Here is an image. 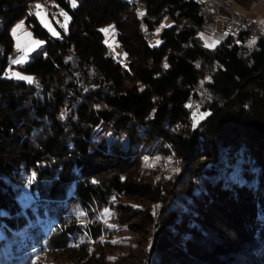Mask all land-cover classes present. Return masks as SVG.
Wrapping results in <instances>:
<instances>
[{
  "label": "trees",
  "instance_id": "16d2710c",
  "mask_svg": "<svg viewBox=\"0 0 264 264\" xmlns=\"http://www.w3.org/2000/svg\"><path fill=\"white\" fill-rule=\"evenodd\" d=\"M35 1L0 0V264H36L44 246L108 264L67 253L104 233L98 201L149 236L134 264H264V41L207 47L212 12L190 0H51L67 33L27 17L45 49L14 68L9 28ZM111 23L121 61L99 30Z\"/></svg>",
  "mask_w": 264,
  "mask_h": 264
},
{
  "label": "rangeland",
  "instance_id": "374dc122",
  "mask_svg": "<svg viewBox=\"0 0 264 264\" xmlns=\"http://www.w3.org/2000/svg\"><path fill=\"white\" fill-rule=\"evenodd\" d=\"M69 3L71 8L76 6V0L75 6H73V0H69ZM27 17H34L51 39L61 38L68 31L69 17L64 9L51 0H36L33 2L28 6L26 15L17 20L9 28V33L12 37V46L14 48L13 51L21 49V51L19 50L21 53H19L17 58L10 62V66L14 68L18 65H24L30 62L35 53L45 49L46 39L40 38L34 33L35 24L33 22L27 24L25 22ZM173 25L174 22L168 15L163 16L155 28L150 31L152 38H150L149 44L151 46H158L161 43L160 34L162 30ZM99 30L103 35V43L107 50L121 61V58H123V51L118 42L117 30L114 24L104 25L100 27ZM216 46L208 47L214 48ZM11 57L12 54L8 56L9 61ZM8 72L11 73L9 76H15V72L12 69H8ZM166 169V172H169L168 168ZM22 190L23 188H21L20 191L21 198L25 196ZM26 203L30 204L32 202L30 199L26 198ZM94 206L98 219L104 226V233L99 237L97 244L92 241H86L87 239L82 236H78L76 242L73 240L70 244V249L74 251H69L67 253L70 254V252H72V256L74 257L77 253H80L79 250H85L92 258L103 256L102 258H104L108 264H120L124 262L131 264L136 257L141 255L143 258L149 236L147 237L146 233H136L132 231V229H129L126 224H123V221H126V223L130 225L129 219L121 220V215L119 211H117L115 205H109L106 201H98L94 203ZM85 223V221L80 220L77 225L81 227L82 224ZM45 228L47 227H44V229ZM43 250H46L45 246L36 251L40 254L35 261L36 264H73L66 259L68 257L66 254L43 253ZM138 264H141V261Z\"/></svg>",
  "mask_w": 264,
  "mask_h": 264
},
{
  "label": "built area",
  "instance_id": "2783aa9c",
  "mask_svg": "<svg viewBox=\"0 0 264 264\" xmlns=\"http://www.w3.org/2000/svg\"><path fill=\"white\" fill-rule=\"evenodd\" d=\"M192 3L197 5V2H207V8H209L212 12L213 16L221 17V34L225 38H237L241 36H248L254 40H263L264 41V31L258 26L252 24L247 20V18L242 14H234L230 12L227 8V4L225 0H190ZM136 5L139 8V11L144 10L143 5H139L137 1ZM225 12V16H221V14ZM146 34H151L150 32ZM152 38V34H151ZM21 49H17L11 52L12 57L10 61L16 59ZM11 73L8 72V76ZM190 108L194 110L196 113L197 119L203 116V112L200 109L199 105L195 103V100H191L189 103Z\"/></svg>",
  "mask_w": 264,
  "mask_h": 264
},
{
  "label": "crops",
  "instance_id": "0c3cea01",
  "mask_svg": "<svg viewBox=\"0 0 264 264\" xmlns=\"http://www.w3.org/2000/svg\"><path fill=\"white\" fill-rule=\"evenodd\" d=\"M225 2L230 12L244 15L249 22L264 31V0H225ZM225 15V12L221 14V16ZM198 37L207 47L222 43L225 37L221 34V17L212 16L208 19Z\"/></svg>",
  "mask_w": 264,
  "mask_h": 264
},
{
  "label": "bare ground",
  "instance_id": "6f19581e",
  "mask_svg": "<svg viewBox=\"0 0 264 264\" xmlns=\"http://www.w3.org/2000/svg\"><path fill=\"white\" fill-rule=\"evenodd\" d=\"M136 5V4H135ZM197 6H203V7H207V2H197ZM188 110L194 114L195 118L197 119L196 113L194 112V110L192 108H190V106H188ZM193 120V119H192Z\"/></svg>",
  "mask_w": 264,
  "mask_h": 264
},
{
  "label": "snow or ice",
  "instance_id": "6c2138e0",
  "mask_svg": "<svg viewBox=\"0 0 264 264\" xmlns=\"http://www.w3.org/2000/svg\"><path fill=\"white\" fill-rule=\"evenodd\" d=\"M73 6H75V0H73ZM39 7V6H38ZM15 62V61H14ZM20 78H23V77H20Z\"/></svg>",
  "mask_w": 264,
  "mask_h": 264
}]
</instances>
